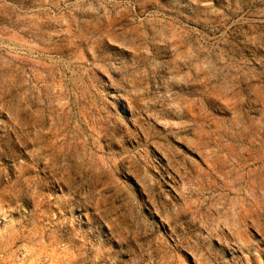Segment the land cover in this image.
I'll return each instance as SVG.
<instances>
[{
    "label": "rangeland",
    "instance_id": "rangeland-1",
    "mask_svg": "<svg viewBox=\"0 0 264 264\" xmlns=\"http://www.w3.org/2000/svg\"><path fill=\"white\" fill-rule=\"evenodd\" d=\"M0 264H264V0H0Z\"/></svg>",
    "mask_w": 264,
    "mask_h": 264
}]
</instances>
